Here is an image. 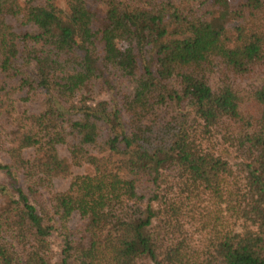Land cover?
Returning <instances> with one entry per match:
<instances>
[{
    "label": "trees",
    "instance_id": "1",
    "mask_svg": "<svg viewBox=\"0 0 264 264\" xmlns=\"http://www.w3.org/2000/svg\"><path fill=\"white\" fill-rule=\"evenodd\" d=\"M1 118L0 264H264V0H0Z\"/></svg>",
    "mask_w": 264,
    "mask_h": 264
},
{
    "label": "rangeland",
    "instance_id": "2",
    "mask_svg": "<svg viewBox=\"0 0 264 264\" xmlns=\"http://www.w3.org/2000/svg\"><path fill=\"white\" fill-rule=\"evenodd\" d=\"M37 3H41L42 0H34ZM12 25L15 26V30L19 31L20 29L16 27L14 23ZM16 97V102H15V111L17 113H22V112H27V113H36L41 110V98L42 96L38 92H31L28 93L25 97L24 92L19 93ZM0 127L5 128V129H10L11 125L9 121H5V119L1 118L0 119ZM1 133V129H0ZM2 134V133H1ZM58 150V155L61 158H66V152L65 149L61 146L57 147ZM6 158L2 153V150L0 148V164H5L6 163ZM86 173H91V168L87 165H82L81 167H71V173L69 177L66 178H61V179H55L52 181V186L51 190L54 192H60L63 191L67 188L69 181L71 179V176L74 175H81V174H86ZM16 182L20 187H24V183L22 182L21 176L19 174L16 175ZM0 188H4L7 193L3 194H9L11 193V186H10V180L4 172L0 171ZM0 194V207L5 203V201L8 199L7 195ZM43 195H45V192H43ZM75 217H72L70 226L74 227L75 224ZM50 242L52 244V250L54 252L57 251V246L58 243L54 239H50Z\"/></svg>",
    "mask_w": 264,
    "mask_h": 264
}]
</instances>
